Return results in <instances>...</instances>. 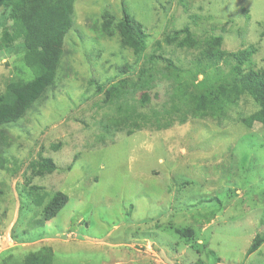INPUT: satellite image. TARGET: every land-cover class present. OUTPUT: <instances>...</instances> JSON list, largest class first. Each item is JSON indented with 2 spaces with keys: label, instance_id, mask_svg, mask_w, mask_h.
<instances>
[{
  "label": "rangeland",
  "instance_id": "rangeland-1",
  "mask_svg": "<svg viewBox=\"0 0 264 264\" xmlns=\"http://www.w3.org/2000/svg\"><path fill=\"white\" fill-rule=\"evenodd\" d=\"M70 12L44 98L3 127L0 264H264V130L240 121L258 106L245 95L195 118L188 99L264 71V0H73ZM124 14L139 52L116 28ZM18 16L0 0V95L36 74ZM194 73L217 90H196ZM58 193L67 203L40 223Z\"/></svg>",
  "mask_w": 264,
  "mask_h": 264
},
{
  "label": "trees",
  "instance_id": "trees-1",
  "mask_svg": "<svg viewBox=\"0 0 264 264\" xmlns=\"http://www.w3.org/2000/svg\"><path fill=\"white\" fill-rule=\"evenodd\" d=\"M4 1L6 6H11L16 10L18 9L19 16L15 29L19 30L21 34L19 38H24L22 39L21 48L25 47L31 55H34L30 60V65L36 74L34 75V79L27 83L19 80H11L6 85L5 92L0 95V169L3 168L1 164L2 154L11 143L10 137L3 127L19 121L31 109L34 103L44 98L47 88L53 81L56 66L63 53L62 41L71 24L70 11L73 3V0ZM15 17H17V13ZM103 28L106 29L110 36L113 35L112 32L107 30V27L104 26ZM116 28H118L119 34L122 37V43L131 48L134 53L139 52V41L143 37L140 26L131 20L127 14H124V18ZM261 28V35L264 37V22ZM219 41V38H215L210 42V47L212 48L213 45L218 46ZM4 48L6 49L8 47ZM250 53L243 52L233 57L238 63L242 64L247 61L245 57L246 55L250 56ZM234 74V79L229 82L224 79L223 83L219 84V86L223 87L220 88L217 95L205 93L191 94L188 96V99L192 102V108L190 110L192 115L195 118L217 116L222 106L227 105V103H235L237 99L246 95L258 106V110L242 118L240 121L248 129L252 128L254 124H259L261 129L264 130V71L261 74L257 72L247 74H239L237 72ZM198 75L199 73H194L191 77V84L195 86L196 90L206 91L208 88L214 91L217 90L214 87V83H211L207 76L202 74V78L198 79ZM218 79L220 78H214V82ZM115 87L113 86V89ZM224 101L225 103H223ZM44 163L50 173L55 171L56 166L50 160H45ZM66 203V195L58 193L48 204L39 222L44 224L46 221L54 218ZM185 232L186 230L178 231V233ZM257 239L251 245L248 253H252L259 248L260 239ZM40 259L39 254H31L26 264H37L36 260L39 261Z\"/></svg>",
  "mask_w": 264,
  "mask_h": 264
},
{
  "label": "crops",
  "instance_id": "crops-1",
  "mask_svg": "<svg viewBox=\"0 0 264 264\" xmlns=\"http://www.w3.org/2000/svg\"><path fill=\"white\" fill-rule=\"evenodd\" d=\"M54 249H55V248H53V251H55ZM57 249H58V251H59V248H57Z\"/></svg>",
  "mask_w": 264,
  "mask_h": 264
}]
</instances>
